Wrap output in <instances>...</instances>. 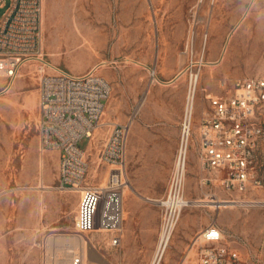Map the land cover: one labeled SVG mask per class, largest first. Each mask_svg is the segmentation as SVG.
I'll use <instances>...</instances> for the list:
<instances>
[{"label":"rangeland","instance_id":"obj_1","mask_svg":"<svg viewBox=\"0 0 264 264\" xmlns=\"http://www.w3.org/2000/svg\"><path fill=\"white\" fill-rule=\"evenodd\" d=\"M242 1L45 0L47 61L76 74L104 62L97 73L108 80L112 93L103 123H124L130 117L134 122L124 192L126 222L133 208L140 206L158 210L161 222L159 208L147 198L163 194L139 193L135 183L137 178L145 181L138 173L145 145L140 131L136 134L138 127L144 121L160 120L159 107L179 106L181 97L183 111L185 108V74L177 88L152 85L150 69L168 82L185 68L189 37H194L198 53L206 47L196 116L209 108L207 94L225 95L233 90L237 78L264 76V0H254L251 7L250 0ZM11 3L5 0L0 8V22ZM226 52L228 61L221 62ZM208 62L217 63L209 66ZM39 80L38 64L24 66L7 92H2L6 80L0 79V264H43L46 254L67 263L69 259H64L68 256L52 240L65 235L86 237L84 264H143L141 260H125L122 244L108 246L111 237L106 232L76 233L75 216L85 194L60 191L56 150L43 155L39 152ZM107 132L102 126L95 133L86 179L89 186L103 187L107 179L110 167L99 166L97 159ZM79 147L87 148L88 138L81 139ZM202 174L195 137L186 180V196L194 204L183 211L163 264H198L193 242L210 223L225 231L227 242L238 250L243 264H264V189L251 197L256 199L251 203L258 204L241 206L223 200L227 197L222 191L219 199L207 196L214 189L202 186ZM218 200L221 204H216Z\"/></svg>","mask_w":264,"mask_h":264},{"label":"built area","instance_id":"obj_2","mask_svg":"<svg viewBox=\"0 0 264 264\" xmlns=\"http://www.w3.org/2000/svg\"><path fill=\"white\" fill-rule=\"evenodd\" d=\"M5 0H0V8ZM44 0H12L0 22V79L6 80L2 92L11 89L24 66L38 64L39 139L45 150L61 152L58 189L80 191V211L74 221L76 233L93 231L110 235L111 245L118 246L124 231V192L128 187L127 148L129 123H103L106 103L112 88L95 65L84 74L51 64L46 59L44 37ZM204 46L195 49L194 37L186 41L187 93L181 124V136L167 194L153 200L161 214L158 245L151 264H160L189 200L186 180L192 145L197 139L201 161L202 186L212 187L207 194L219 199L222 191L237 205L251 207L258 191L264 189V76L237 78L233 90L209 98L210 109L195 124L194 100L201 73L206 66ZM151 83H162L155 70L149 71ZM182 74V73H181ZM108 128L98 151V165L110 167L103 187L89 186L90 156L96 131ZM84 137L85 149L79 147ZM249 197V198H248ZM258 201V200H257ZM247 202V203H245ZM198 264H243L238 250L226 240L225 231L216 223L205 226L196 236ZM43 264H62L57 256L47 255ZM65 264H84L83 256L74 254Z\"/></svg>","mask_w":264,"mask_h":264},{"label":"crops","instance_id":"obj_3","mask_svg":"<svg viewBox=\"0 0 264 264\" xmlns=\"http://www.w3.org/2000/svg\"><path fill=\"white\" fill-rule=\"evenodd\" d=\"M244 1L247 0H243L242 2ZM251 5H252V0H250V7ZM84 73L86 72H81L78 74L81 75ZM182 78H183L182 74L179 72L168 82H163L159 77L158 79L162 83L152 84L151 78L149 80L152 85H166L167 87L175 85L174 88H177L178 87L177 82H179ZM175 93H177V91H175ZM213 96H219V94H212V93L207 94L206 96L207 101H209V98ZM210 108L211 107L209 106V108L206 110H209ZM183 114H184L183 98L181 97L179 106L170 108L168 105H162L159 107L158 117L160 118V120L146 121V122L144 121L137 129V133H136L137 136H139L138 131H140L141 141L145 142V145H143L141 148L142 157L144 159L142 161V167L140 168V170H138V173L142 174L145 181L140 182L138 178L135 179L136 187L138 186L139 193L158 194V195L163 194L160 197H148L147 199L151 202L153 200L164 197L168 192V187H169L168 178L170 171L173 167L176 153L179 147ZM201 118H202V114L201 116L199 115L196 116V112H195L194 120L196 125L200 124ZM124 123L130 124V131L128 137V147H129V139L132 128L134 126V122L133 120H131L130 117ZM88 145H89V139H88ZM46 151L48 150L43 151L41 149L39 142V152L43 155ZM54 155L58 157L60 162L61 152L56 150ZM126 171L128 178V148H127ZM153 204L155 205V203ZM157 208L159 207L157 206ZM77 216L78 214L75 216V218ZM159 230H160V222H159L158 210H155L153 208L141 207V206L138 208H133L130 219L126 222V218H125L124 234L122 235L120 239V243L118 245V246H120L121 244L123 245L122 253L125 260L129 262L135 260H141L143 264H147L150 262L152 263L158 245ZM108 246L116 247L111 245V239L109 240ZM99 254L104 259L106 258L104 254L102 253ZM163 260H162V264H163ZM197 261H198V257H197Z\"/></svg>","mask_w":264,"mask_h":264},{"label":"bare ground","instance_id":"obj_4","mask_svg":"<svg viewBox=\"0 0 264 264\" xmlns=\"http://www.w3.org/2000/svg\"><path fill=\"white\" fill-rule=\"evenodd\" d=\"M254 0H252V2H253ZM225 60H227V52H226V54H225V56H223V58H222V60H221V62H223V61H225ZM228 61V60H227ZM103 64H102V66H105L104 65V62H102ZM216 63L217 62H208L207 63V65H209V66H214V65H216ZM33 65V64H32ZM26 67H30V65H27ZM39 68V67H38ZM24 71V70H23ZM25 72V71H24ZM180 73H182V77L184 76V73L181 71ZM208 74V73H207ZM209 78L210 79H212V73L210 72L209 73ZM180 80V79H179ZM177 82V81H176ZM112 88V87H111ZM196 100H197V95H196V97H195V100H194V107H193V112H195V110H196ZM30 102V101H29ZM43 188V187H42ZM47 188V187H46ZM49 189V188H48ZM51 189V188H50ZM221 204V201L220 200H218V202L216 203V204ZM194 203L193 202H189V204H188V206H187V208H190L191 209V207H192V205H193ZM186 208V209H187ZM185 209V210H186ZM184 210V211H185ZM183 214V213H182ZM52 240H54V242L53 243H58V244H60V250L62 251V254L63 255H66V256H68L67 258H65L64 260H68V259H70L69 258V256L71 257V256H73L75 253L77 254V252H78V254H80V255H82L83 256V259H84V261L86 260V258H87V248H86V244H87V239H86V237H84V236H80V235H75V236H58V237H53L52 238ZM170 246H171V244H170ZM169 246V247H170ZM168 251V250H167ZM167 251L165 252V255L167 254ZM57 254V253H56ZM164 255V256H165ZM56 256V255H55ZM67 262V261H66ZM64 263V262H63ZM65 264V263H64ZM160 264H162V262L160 263Z\"/></svg>","mask_w":264,"mask_h":264}]
</instances>
